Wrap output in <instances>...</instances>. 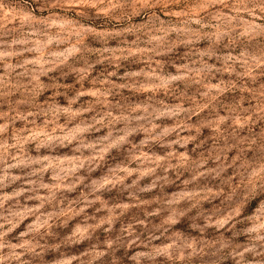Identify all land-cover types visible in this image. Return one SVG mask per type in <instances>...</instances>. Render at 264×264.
<instances>
[{
    "label": "rangeland",
    "instance_id": "1",
    "mask_svg": "<svg viewBox=\"0 0 264 264\" xmlns=\"http://www.w3.org/2000/svg\"><path fill=\"white\" fill-rule=\"evenodd\" d=\"M0 264H264V0H0Z\"/></svg>",
    "mask_w": 264,
    "mask_h": 264
}]
</instances>
